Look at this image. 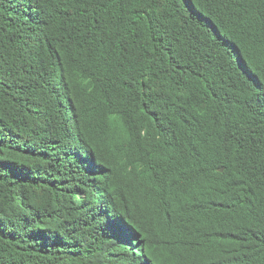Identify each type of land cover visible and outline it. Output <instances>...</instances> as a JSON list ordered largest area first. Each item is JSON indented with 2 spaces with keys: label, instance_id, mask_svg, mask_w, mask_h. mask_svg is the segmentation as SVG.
Wrapping results in <instances>:
<instances>
[{
  "label": "trees",
  "instance_id": "1",
  "mask_svg": "<svg viewBox=\"0 0 264 264\" xmlns=\"http://www.w3.org/2000/svg\"><path fill=\"white\" fill-rule=\"evenodd\" d=\"M0 264H264V0H0Z\"/></svg>",
  "mask_w": 264,
  "mask_h": 264
},
{
  "label": "water",
  "instance_id": "2",
  "mask_svg": "<svg viewBox=\"0 0 264 264\" xmlns=\"http://www.w3.org/2000/svg\"><path fill=\"white\" fill-rule=\"evenodd\" d=\"M219 170H220V171H222V170H223V168L221 167Z\"/></svg>",
  "mask_w": 264,
  "mask_h": 264
}]
</instances>
